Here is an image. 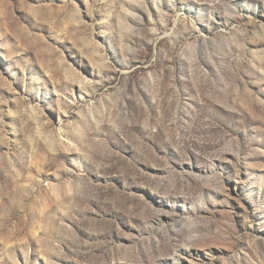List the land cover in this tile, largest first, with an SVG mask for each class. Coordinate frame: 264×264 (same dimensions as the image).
<instances>
[{
    "label": "rangeland",
    "instance_id": "obj_1",
    "mask_svg": "<svg viewBox=\"0 0 264 264\" xmlns=\"http://www.w3.org/2000/svg\"><path fill=\"white\" fill-rule=\"evenodd\" d=\"M0 264H264V0H0Z\"/></svg>",
    "mask_w": 264,
    "mask_h": 264
}]
</instances>
